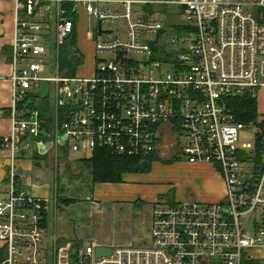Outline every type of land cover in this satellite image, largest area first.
<instances>
[{
    "label": "built area",
    "instance_id": "2783aa9c",
    "mask_svg": "<svg viewBox=\"0 0 264 264\" xmlns=\"http://www.w3.org/2000/svg\"><path fill=\"white\" fill-rule=\"evenodd\" d=\"M17 1L25 19L17 20L13 44L12 156L9 186L0 195V264H262L264 0H161L187 20L183 27L188 30L175 34L167 33L162 20L137 16L134 0H125L123 11L101 10L92 0ZM50 1L59 5L58 45L75 28L61 7L64 2H84L88 13L102 21L123 20L126 35L96 43L99 53H114L116 59L102 62L93 76L56 73L48 79L55 87L53 109L44 116L37 108L43 100L34 106L30 96L45 80L38 12ZM161 29L162 52L174 56L171 67L159 58L142 62L143 68L128 65L131 54L153 55L150 41ZM247 94L257 99L258 108L256 117L244 122L230 100ZM247 129L256 133L254 145L242 143ZM166 131L174 133L176 157L211 165L222 176V200L159 197L149 239L115 245L111 255L98 257L97 241L77 250L72 243L45 242L51 197L19 183L16 162L23 150L53 141L56 155L68 158L72 151L90 157L99 149L148 157L163 147ZM64 135L66 144L60 145ZM42 177L38 172L37 180Z\"/></svg>",
    "mask_w": 264,
    "mask_h": 264
},
{
    "label": "crops",
    "instance_id": "0c3cea01",
    "mask_svg": "<svg viewBox=\"0 0 264 264\" xmlns=\"http://www.w3.org/2000/svg\"><path fill=\"white\" fill-rule=\"evenodd\" d=\"M132 4L133 12L137 16L146 17L148 19L156 20L157 16L153 13L160 11L167 7L161 0H134ZM94 6L101 10H114L123 11L125 10V0H92ZM69 5V7H68ZM58 3L55 1H50L48 4H43L38 12V20L41 23L40 36L42 38V45L46 47V43L50 42L53 46L52 51L49 53L46 47L45 54L41 55L39 58L44 63L46 72L49 68L51 73H59L63 76H93L97 73L99 66L102 62L110 59H116V54L105 53L101 57L102 53H99L96 49V43L99 40H109L116 37L126 35V24L123 20L117 21H102L96 18L94 15L88 13L86 9V4L84 2L73 3L64 2L61 7H63L69 16L74 20L71 13L77 14V24L75 22V28H77V42L79 48V54L81 62L77 67L75 74L67 75L61 70L60 65V54L62 44H57V11ZM17 0H0V195L5 196V192L9 186V171L11 167V156L12 149L10 147V133H11V103L13 99V81L12 75L14 71L13 66V44L16 38V23L17 20L25 19V12L20 9L18 10ZM93 19L96 22L95 29L89 30V20ZM99 21L102 22V32L100 33ZM119 21L124 22V31L118 30L116 28L106 29L104 28V23L116 24ZM165 23V22H164ZM93 27V26H91ZM167 28V25L165 24ZM74 28V29H75ZM176 31L188 30V28L183 26H178ZM167 30V29H166ZM164 31V29H163ZM172 32V31H171ZM182 32V31H181ZM157 37V36H156ZM156 39V38H155ZM153 39L152 41H154ZM160 39V38H159ZM151 42V41H150ZM158 49L153 51V55L149 56V61L145 63H151L154 59L159 58L163 62H167L165 67L170 68L171 63L174 61L173 53H163V43L158 40L156 43ZM91 48L90 52H86V49ZM90 54V56H89ZM135 54V53H134ZM131 54L127 59L128 65H138L143 68V63ZM108 56V58H105ZM46 57L49 59L50 64L46 63ZM137 59L140 63L134 62ZM85 60H87L88 65L84 66ZM53 62V63H52ZM32 105L37 106L39 104L38 100H43V103L37 106L44 116H50L53 109V103L51 100H46V98L39 97L38 89H33L31 91ZM54 97V93H53ZM233 99V98H232ZM231 99V100H232ZM230 100V102H231ZM44 105L46 107H44ZM174 133L166 131L163 134L164 145L170 147L173 158L175 156L176 143L173 140ZM28 140V139H26ZM164 145L161 149H158L154 154L163 151ZM34 146L37 147V154L40 155L38 150V145H33L30 150L34 151ZM53 149V147H52ZM51 149V150H52ZM45 155H40L47 157L49 159V164L52 168H58L60 165L59 161L60 153H56L52 150ZM28 151H22L21 155L18 156V161L16 162V167L18 168V181L22 186L27 187L32 192L39 195H49L51 197L50 208L46 214L44 221L45 225V242L48 245H63L66 243H72L73 249L77 250L85 242L97 241L103 247H113L115 245L126 244L128 242L120 243V204L123 202H134L136 198L144 197L143 199H149V202L155 203L159 197L166 196L167 191L171 189V186H157L154 185L156 180H153L152 176L145 174L146 172H127L123 175L122 181L119 182H96L93 183L92 192L86 194L83 198H76L74 196H59L57 188L52 187L49 189H41L39 185L40 180L35 179L27 175L28 172H33L34 167H40L34 163L33 159H28ZM25 152V154H23ZM97 152V151H96ZM35 154V151H34ZM96 154V153H95ZM94 154V155H95ZM83 157L78 161L89 162L93 157ZM62 156V155H61ZM67 156V155H66ZM62 156L66 162L74 161L70 155L68 157ZM161 157V156H159ZM58 158V159H57ZM169 158L168 161L173 159ZM62 161V160H61ZM40 162V161H37ZM41 163V162H40ZM42 164V163H41ZM154 166H158L157 162H154L151 168V173L153 174ZM158 168V167H157ZM160 170L168 172L171 169L174 171L182 172L184 171L190 173L184 182L187 184L195 185L198 187L197 197L201 200L210 201H220L224 198L226 192L225 182L220 174H218L211 165L203 163H190L188 161H179L170 167H165L161 165ZM59 171V170H58ZM175 171V172H176ZM43 172L44 170H40ZM217 176V177H216ZM43 178V177H42ZM92 180V179H91ZM37 181V182H36ZM221 181L222 188L218 194L215 193L216 187ZM40 182V183H39ZM34 185V187H33ZM182 189L179 194H182ZM215 189V190H214ZM42 190V191H41ZM55 193L53 197L52 194ZM193 197V196H192ZM191 197V198H192ZM72 199V200H70ZM145 202V200H144ZM153 205L150 207L149 212L152 214ZM102 215V220L97 225L93 226V234L88 236L87 230L84 228L88 223H92L96 215ZM109 219V220H107Z\"/></svg>",
    "mask_w": 264,
    "mask_h": 264
},
{
    "label": "rangeland",
    "instance_id": "374dc122",
    "mask_svg": "<svg viewBox=\"0 0 264 264\" xmlns=\"http://www.w3.org/2000/svg\"><path fill=\"white\" fill-rule=\"evenodd\" d=\"M178 9L176 7H165L160 11L158 8V11L153 13L154 16H157L159 20H162L167 25V33H171V31L175 34L177 33L175 27L187 25V20L184 15L179 14L177 11ZM95 20L90 18L89 20V30L95 29L96 26ZM93 26V27H91ZM104 28L106 29H113L116 28L118 30L124 31V22L119 21L116 24H109L104 23ZM167 33L165 35H167ZM153 38V35L149 36V39L151 40ZM146 38L141 39V43L145 44ZM46 47L49 50V53L52 51L53 46L50 42L45 44ZM91 48L86 49V52H90ZM104 54L101 55L103 57ZM90 56V54H89ZM134 57H137V59L141 62H148L149 56L147 54H138L135 53ZM105 58H108L106 56ZM86 63H84V66L88 65L87 60H85ZM46 63L50 64L49 59L46 57ZM53 63V62H52ZM52 70L47 68V71L42 74V78L45 80H42L40 82L38 89L39 97L46 98L48 96L51 97V100L53 99V93L55 90L54 85L50 84L47 80L50 79L52 76H55V73H51ZM261 97L264 96V89L261 92ZM44 107H46L44 105ZM260 109H264V102L260 103ZM255 138L256 133L253 129H247L243 131L242 133V143H250L251 145L255 144ZM35 151V154H34ZM34 151L29 150L27 154V158L33 159L34 163L35 161H40L42 163V168L40 167H34L33 172H28L27 175L33 178V181H35L37 177V173L40 170H44L43 178L41 183L39 184L41 186V189H47V186H49V189H52V187L57 188L59 196H74L76 198H83L86 196L87 193L92 192L93 189V183H92V172L91 167L89 166V162H83L78 161L81 158H83V155L78 152H70V157L76 161H67L63 159L60 153L61 160L59 161L60 165L58 168H52V166L48 163L49 159L44 156H40L37 154V147L34 146ZM172 154L170 147H167V145H164V149L161 152L156 153L155 158L153 159L152 165L154 162L158 163V168L154 166L153 174L150 170H145L143 172H146L145 174H148L152 176L153 180H156L154 185L157 186H171V189L167 191L166 197L173 199H179V200H200V198L197 197L198 187L195 185L187 184L184 182V179L193 176L190 175V173L184 171L178 172L171 169L168 172H164L159 169L161 165L165 167H170V165H174L177 162L185 161L184 157H176L173 158L170 155ZM161 156V157H159ZM169 158H173L171 160H167ZM59 170V171H58ZM217 177V176H216ZM182 189V194H179V191ZM222 183L221 181L216 187L215 193L218 194L219 191H221ZM215 190V189H214ZM42 191V190H41ZM52 196H55V193L53 192ZM193 196V197H192ZM192 197V198H191ZM136 198L134 202H123L120 204V243L122 242H134L136 244H142L146 240L149 239L150 231H151V220L152 216L149 212L150 207L154 204L149 202V199H143ZM145 200V202H144ZM201 202L205 203H212L216 201H210V200H201ZM102 220V215H96L94 221L92 223H88L84 226V228L88 232V236H91L93 234V226L97 225ZM109 220V219H107ZM262 264H264V261H261Z\"/></svg>",
    "mask_w": 264,
    "mask_h": 264
},
{
    "label": "trees",
    "instance_id": "16d2710c",
    "mask_svg": "<svg viewBox=\"0 0 264 264\" xmlns=\"http://www.w3.org/2000/svg\"><path fill=\"white\" fill-rule=\"evenodd\" d=\"M71 15L77 24V14L71 13ZM63 45L60 54L61 70L67 75L75 74L81 62L77 42V28L69 35ZM257 105V99L249 94L242 97H234L231 100V106L236 112L238 119L244 122L256 117ZM153 159V155L148 157H136L119 155L107 149H99L89 161L92 181L93 183L122 181L123 175L127 172L149 171Z\"/></svg>",
    "mask_w": 264,
    "mask_h": 264
},
{
    "label": "water",
    "instance_id": "95a60500",
    "mask_svg": "<svg viewBox=\"0 0 264 264\" xmlns=\"http://www.w3.org/2000/svg\"><path fill=\"white\" fill-rule=\"evenodd\" d=\"M102 22L99 21V28H100V33L102 32ZM163 32V29H161L158 33H157V37L154 41H151L150 42V45L151 47L154 49V50H157L158 47L156 45V43L158 42L159 38H160V35L161 33ZM59 144L60 145H65L66 144V136H61L59 138ZM54 146V142L53 141H49L47 143H43V142H39L38 143V150L40 152V155H45L47 154L51 149L52 147ZM25 154V152L23 153ZM36 165L37 166H41L42 164L40 162H36ZM96 253H97V256L100 257V256H104V255H111L112 254V248L111 247H103V246H99L96 250Z\"/></svg>",
    "mask_w": 264,
    "mask_h": 264
}]
</instances>
